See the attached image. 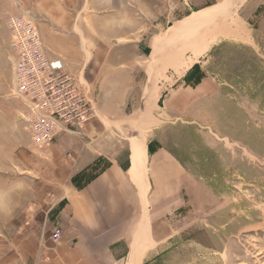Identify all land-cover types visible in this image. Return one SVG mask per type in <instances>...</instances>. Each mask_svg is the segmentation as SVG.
Returning a JSON list of instances; mask_svg holds the SVG:
<instances>
[{"label": "rangeland", "instance_id": "rangeland-1", "mask_svg": "<svg viewBox=\"0 0 264 264\" xmlns=\"http://www.w3.org/2000/svg\"><path fill=\"white\" fill-rule=\"evenodd\" d=\"M12 4L16 10L17 1ZM3 5L0 0V117L7 124L18 119L17 101L11 97V66L4 62L8 33L4 26L19 9L5 14ZM81 15L87 35L100 37L108 48L128 46H112L115 39L107 38V27L111 33L123 30L129 44L142 39V47L147 46L142 51L151 57L149 79L156 93L165 95L171 85L193 84L204 75L219 85L207 97L189 98L187 108H176L169 95L163 97L153 121L140 120L146 122V130L135 125L136 132L116 131L120 136L114 137L120 141L138 134L147 138L152 150L167 149L195 181L189 204L193 225L148 253L146 264H264V252L256 256L258 249L264 251V0H83ZM86 65L81 70L95 96ZM20 126L18 151L9 148L18 155L5 157L8 167L0 171V264H14L18 254L26 260L35 243L52 244L55 228L49 220L56 209L49 220L35 218L37 206L32 203L37 198L29 193V186L45 181L42 167L50 152L32 147ZM122 142L112 145L121 159L126 157L127 141ZM21 152L25 156L19 160ZM27 158L34 166L29 172ZM68 160L72 161L69 154L62 155V162ZM54 165L57 170L65 166L56 160ZM105 165L107 161L99 159L96 170L75 179L74 186Z\"/></svg>", "mask_w": 264, "mask_h": 264}, {"label": "crops", "instance_id": "crops-1", "mask_svg": "<svg viewBox=\"0 0 264 264\" xmlns=\"http://www.w3.org/2000/svg\"><path fill=\"white\" fill-rule=\"evenodd\" d=\"M16 1V10H28L38 21L40 36L51 59H60L73 71L80 72L85 83L81 69L87 64L86 79L96 96V114L84 127L83 138L63 135L44 147L50 152L49 162L42 167L45 181L41 186L38 183L29 186L32 190L29 193L37 198L32 203L37 206L32 213L46 221L56 208L55 218L48 220L53 228L61 229L62 235L57 244L52 240V244L44 241L37 246L35 243L28 261L18 254L14 264H146L148 253L156 252L163 242L193 225L195 220L189 204L193 200L195 181L167 149L149 148L145 136H142L145 148L140 165L133 166L131 148V139L140 137L138 134L121 138L127 141L124 144L126 157L121 159L115 145L123 142L114 137L120 136L116 131L136 132V126L146 130V122L140 120L153 121L163 97L169 95V103L176 108H187L190 101L209 96L219 85H212L210 78L204 75L195 84L183 81L181 86L171 85L172 91L165 95L156 93L149 79L153 76L149 71L151 57L142 51L147 46L142 47L141 38L129 44L127 38H123V30L111 33L107 27V38L115 39L112 46H128L116 49L100 43L98 36L90 37L88 27L80 23L83 0ZM2 2L5 14L16 11L13 0ZM7 34L4 62H8ZM130 49L136 51L129 52ZM3 123L0 117V171L8 167L5 157L18 155H12L9 148L16 147L18 151L22 130L16 119L10 120V124ZM66 154L72 161L62 162V155ZM24 156V153L19 154V160ZM99 159L106 160L107 165L75 187L74 180L95 171ZM55 160L63 163L64 168L57 170ZM27 164L29 172V168L34 167L29 165L32 160L27 158ZM53 180L58 184H53ZM52 191H55L54 199L48 197Z\"/></svg>", "mask_w": 264, "mask_h": 264}, {"label": "built area", "instance_id": "built-area-1", "mask_svg": "<svg viewBox=\"0 0 264 264\" xmlns=\"http://www.w3.org/2000/svg\"><path fill=\"white\" fill-rule=\"evenodd\" d=\"M6 27L11 97L31 146L45 147L61 135L83 138L84 127L95 116V96L80 72L49 57L37 20L28 10L9 15ZM61 235L55 227L51 240L57 244Z\"/></svg>", "mask_w": 264, "mask_h": 264}, {"label": "bare ground", "instance_id": "bare-ground-1", "mask_svg": "<svg viewBox=\"0 0 264 264\" xmlns=\"http://www.w3.org/2000/svg\"><path fill=\"white\" fill-rule=\"evenodd\" d=\"M227 3V2H226ZM232 25V24H231ZM236 26V25H235ZM233 27V26H232ZM224 28H225V26H224ZM227 29V28H226ZM225 29V30H226ZM236 31H237V29H236ZM178 32H180L179 30H178ZM175 39V38H174ZM178 39V38H177ZM156 54V53H155ZM181 59V58H180ZM152 103V102H151ZM149 105V104H148ZM131 143H132V160H133V166L135 167V166H137V165H140L141 163H142V161H143V157H144V148H145V141H144V139L142 138V137H138V138H132L131 139ZM137 234V233H136ZM147 236H148V234H147ZM135 237V236H134ZM133 241H134V239H133ZM140 242V241H139ZM142 242V241H141ZM140 242V243H141ZM135 243V242H134ZM138 244V243H137ZM141 247V246H140ZM137 248V247H136ZM144 248V247H143ZM136 250V249H135ZM139 250H140V248H139ZM145 251V250H144ZM258 253L256 254V256L258 257V256H260V255H262V253L264 252L263 250H259L258 249ZM142 255V254H141ZM137 256V255H136ZM137 257H139L140 258V256L138 255ZM130 258V257H129ZM134 259V258H133ZM133 261V260H132ZM138 262V261H137ZM128 263V262H127ZM138 264H140V263H138Z\"/></svg>", "mask_w": 264, "mask_h": 264}, {"label": "trees", "instance_id": "trees-1", "mask_svg": "<svg viewBox=\"0 0 264 264\" xmlns=\"http://www.w3.org/2000/svg\"><path fill=\"white\" fill-rule=\"evenodd\" d=\"M197 82H198V81H197ZM197 82H196V83H197ZM194 84H195V83H194ZM149 148H150V147H149ZM55 209H56V208H55ZM56 210H57V209H56ZM56 210L53 212V213H54V218H55V212H56ZM55 227H57V226H55Z\"/></svg>", "mask_w": 264, "mask_h": 264}]
</instances>
